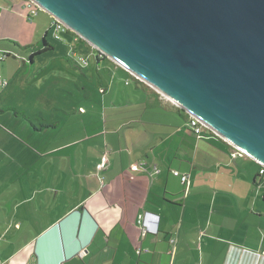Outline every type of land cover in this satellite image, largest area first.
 <instances>
[{"label":"crops","instance_id":"1","mask_svg":"<svg viewBox=\"0 0 264 264\" xmlns=\"http://www.w3.org/2000/svg\"><path fill=\"white\" fill-rule=\"evenodd\" d=\"M27 5L28 0H0L1 54L11 56L13 52L5 46V41L31 46L38 40L42 42L45 34L46 43L53 48L42 54L55 50L47 39L52 17L44 12L48 26H44L42 19L35 22L37 15L32 18ZM32 52H26L27 56ZM24 58L21 62L15 58L0 62V76L7 81L6 86L0 87L2 147L8 144L6 135L10 129L35 140L41 134L49 138L58 128L54 108H50L51 114L29 112L18 104L15 88L23 83L36 88L41 81L45 82L47 73L43 71L53 68L47 62L43 71H28ZM30 63L35 65L33 59ZM111 63L114 72H120V67ZM22 70H26L24 75ZM142 91L136 86V94ZM10 92L14 97L8 100L5 96ZM150 96L155 98L153 108L158 113L151 117L156 121L155 128L146 126L147 111L145 116L129 114L116 129L120 133L124 125L131 124L129 139L124 134L123 140L127 149L136 150L137 162H143L137 171L131 169L136 165L132 159L117 166L109 163L103 172L66 168L65 189L59 187L62 181L57 185L55 181L54 186H49L51 191H41L37 204L27 197L6 209L5 202L0 200L3 204L0 205V264H264V192L260 191L264 176L259 175V169L250 176L243 169L237 175L230 174L233 170L224 173L221 167L234 166L232 149L217 137L219 144L202 140L187 128L186 113L182 117L178 112L181 109L167 99L171 106L156 95ZM118 99L110 106L112 111L119 108H115ZM131 100L138 98L128 96L130 107H134ZM11 109H17L31 122L26 123ZM79 113L86 114V110L79 107ZM78 123L79 133L73 144H81L85 139L82 117ZM6 162L0 159V167ZM2 171L0 186L4 187ZM174 171L188 175V183L183 185L173 175ZM221 176L230 181L220 182ZM233 176L244 181L234 182ZM72 180H75L73 190ZM227 187L231 192H227ZM147 213L154 215L149 216L147 223L155 231H144L142 223Z\"/></svg>","mask_w":264,"mask_h":264},{"label":"water","instance_id":"2","mask_svg":"<svg viewBox=\"0 0 264 264\" xmlns=\"http://www.w3.org/2000/svg\"><path fill=\"white\" fill-rule=\"evenodd\" d=\"M31 1L264 166V0Z\"/></svg>","mask_w":264,"mask_h":264},{"label":"rangeland","instance_id":"3","mask_svg":"<svg viewBox=\"0 0 264 264\" xmlns=\"http://www.w3.org/2000/svg\"><path fill=\"white\" fill-rule=\"evenodd\" d=\"M45 15L44 12L39 11L37 16H34L35 22L42 19L44 26H46L48 21ZM54 31V27H50L47 39L52 42L55 50L34 56V66L30 65L31 63L26 53L32 52L33 49L30 50L27 49L28 46L5 41V46L13 52L11 56L7 55L2 63L11 62L14 58L21 62L22 57H25L22 61L25 62V69H28V71L30 69L43 71V67L46 66L47 62L52 64L53 68L49 69L48 67L49 70L43 71V73H47L44 76L45 82L41 81L36 88L33 86L28 87L23 83L21 87L15 88V96L18 97V104L21 105V108L29 112L37 110L47 113L52 111L50 108H54L52 111L53 113L55 112L54 121L58 125L55 134H50L49 138H45L41 134L37 135L35 140L22 135L14 129H10L11 132L8 130L9 133L6 135L7 146L2 147V144H0V159L7 161L3 167H0L1 170L4 169L1 176L3 174L5 176L4 187L0 186V200L5 202L6 209H10L21 198L25 199L27 197L32 198L33 204H37L41 198V191H51L52 189H49V186H54L55 181H57L56 185L62 181L60 183L62 185L59 187L65 189L67 184L66 168L73 170L77 168L81 172L85 169L93 173L96 171L103 172L109 163L117 166L123 161L124 164H127L128 159H132L136 166L140 168L143 162H137L136 150L127 149L123 140L124 134L129 139L128 131L131 124L124 125L120 133L116 129L120 122L128 118L129 114L137 115L138 117L144 113L143 115L145 116L147 111L149 112V117L147 118L146 126H150L149 129L155 128L156 121L151 117L158 115V113L154 112L153 100L155 98H152L154 96L151 97L150 94L158 96L165 104L170 105L153 88L143 82L134 80L130 75L123 72L124 70L121 71V68L120 72H114V66L110 60L102 58L97 66L95 61L96 54L93 49H87L83 43L76 42L75 36L72 34L57 31L58 39H55ZM33 45L40 48L42 42L38 40ZM72 51L76 52L77 57L84 58L87 65H81L78 60L72 57ZM53 57H55L54 60L52 59ZM25 73L26 70L21 71V75ZM23 81L26 82L25 80ZM136 86H139L143 91L136 94ZM122 95L123 98L121 99ZM129 95H132L133 99L134 96L138 98L136 101H130L131 104H134V107L129 105ZM5 97L9 100L14 95L10 92ZM116 98H120L115 103V108H119L112 111L110 106ZM149 106L150 109H147ZM79 107H83L86 110V114L81 115ZM7 110L10 109L7 108ZM79 117H82V138L84 137L85 139L82 140L81 144H73L79 133ZM21 118L26 123L31 122L27 117L21 116ZM32 120L38 126L37 121ZM107 120L109 122L105 126ZM199 137L202 140H210L219 144L218 140H216L217 136H214L208 130H205ZM217 138L226 143L223 138ZM139 140L146 141L142 138ZM66 144L69 145L59 149L60 146ZM114 145H120L122 148H116ZM62 159L64 160L62 161ZM37 160L39 161L37 162ZM114 160H116L115 163ZM24 161L30 164L26 165ZM101 161L104 163V167L101 170H96V165ZM233 165L229 169L221 168L224 173L227 170H233L234 173H230L231 175H237L239 170L243 169V173L248 176L255 174L258 169L248 157H234ZM220 178L219 181L222 183L230 181L226 176H221ZM232 180L234 182L244 181L240 176H233ZM74 182L75 180H72L71 190H73ZM100 182L101 184L105 183L104 177L100 178ZM260 191L261 193L264 192V187ZM227 192H231V188L227 187ZM181 194L183 195L184 192ZM3 196H5V201H2L4 200Z\"/></svg>","mask_w":264,"mask_h":264},{"label":"built area","instance_id":"4","mask_svg":"<svg viewBox=\"0 0 264 264\" xmlns=\"http://www.w3.org/2000/svg\"><path fill=\"white\" fill-rule=\"evenodd\" d=\"M28 8H29V13H30V16L32 17V16H36L37 15V13L39 12V11H41V12H43L42 10H41V8L40 7H38L34 2H32L31 0H28ZM52 27H54V38L55 39H58V35H57V31H60V32H70V33H72V34H74L75 35V41L76 42H78V40H83L81 37H79L78 35H76L75 33H73L66 25H64L63 23H61L60 21H58V20H56V19H54V18H52ZM84 41V40H83ZM87 43V42H86ZM88 44V43H87ZM89 45V44H88ZM90 46V45H89ZM93 50H95L92 46H90ZM71 56L72 57H74L76 60H78L79 62H80V64L82 65H87V62H86V60L84 59V58H82V57H77L76 56V52H74V51H72L71 52ZM7 57V54H1L0 53V61H3V60H5V58ZM121 68V67H120ZM121 69H123V68H121ZM124 70V69H123ZM125 72H127L129 75H130V77L131 78H133L134 80H137V81H139V82H142L137 76H135L134 74H132L131 72H128V71H126V70H124ZM7 85V82L4 80V79H2L1 77H0V87H4V86H6ZM175 105V104H174ZM178 108V107H177ZM186 113V112H185ZM186 115H187V127L191 130V131H193V133L195 134V135H197V136H200L201 134H203V132L205 131V130H208V131H210L212 134H214L215 136H217V137H220V136H218V134H216L213 130H211L206 124H204V123H202L200 120H198V119H196V118H194L192 115H190V114H188V113H186ZM221 138V137H220ZM222 139V138H221ZM225 141V140H224ZM228 145H229V147L232 149V154H233V156L234 157H247L242 151H240L238 148H236L235 146H233L232 144H230V143H228L227 141H225ZM260 166V169H259V175L260 176H264V166H261V165H259ZM104 167V163L101 161L98 165H96V170H101L102 168ZM131 169L132 170H134V171H137L138 170V167L136 166V165H134V166H132L131 167ZM173 175L174 176H176V177H178L179 179H180V181H181V183L184 185V184H187L188 183V181H189V177H188V175H186V174H180L179 172H177V171H174L173 172ZM149 216H153L154 217V215H151V214H149V213H147L145 216H144V220H143V223H142V225H143V227H144V231H146V230H152V231H155V229H153V228H151V224L149 225L148 223H147V219L149 218ZM153 220V222L152 223H154V219H152ZM244 252H246V253H248V254H251V255H259L258 253H254V252H250V251H244Z\"/></svg>","mask_w":264,"mask_h":264},{"label":"trees","instance_id":"5","mask_svg":"<svg viewBox=\"0 0 264 264\" xmlns=\"http://www.w3.org/2000/svg\"><path fill=\"white\" fill-rule=\"evenodd\" d=\"M51 27H52V25H51ZM65 33H70L69 31L68 32H65ZM70 34H72V33H70ZM73 36H75L74 34H72ZM45 36H46V34L44 35V37L42 38V45H41V47L40 48H37V46H28L27 47V49H33L32 51V54H31V56L29 57V60H32L33 59V57L34 56H36V55H40V54H42L43 52H45V51H47V50H49V49H51V48H53L50 44H47L46 43V41H45ZM78 42H81V43H83L85 46H86V48L87 49H92L85 41H83V40H78ZM93 52L96 54V56H95V61L96 62H100V60L103 58V59H105V60H107V58L104 56V55H102L100 52H98L97 50H93ZM122 71H123V69H122ZM124 72V71H123ZM126 74H128L127 72H125ZM129 75V74H128ZM13 112H14V114L16 115V116H23L24 117V115L22 114V113H19V112H17L16 110H14V109H11ZM178 112H179V114L181 115V113H185L183 110H178ZM182 116V115H181ZM182 117H184V115L182 116ZM214 135V134H213ZM215 136V135H214ZM258 169H260V166L258 165Z\"/></svg>","mask_w":264,"mask_h":264},{"label":"bare ground","instance_id":"6","mask_svg":"<svg viewBox=\"0 0 264 264\" xmlns=\"http://www.w3.org/2000/svg\"><path fill=\"white\" fill-rule=\"evenodd\" d=\"M141 81H143L144 83H146L147 85H149L148 82L144 81L141 77H139L138 75H136ZM157 91L162 95V98L167 99L168 101H170L171 103L175 104L176 102L173 101L171 98H169L166 94L162 93L160 90L157 89Z\"/></svg>","mask_w":264,"mask_h":264}]
</instances>
